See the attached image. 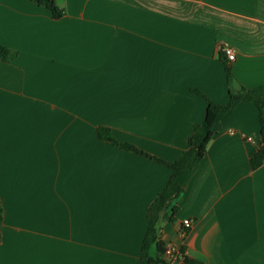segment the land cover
I'll return each mask as SVG.
<instances>
[{"label":"crops","instance_id":"obj_1","mask_svg":"<svg viewBox=\"0 0 264 264\" xmlns=\"http://www.w3.org/2000/svg\"><path fill=\"white\" fill-rule=\"evenodd\" d=\"M57 2L61 19L31 0H0V44L17 54L0 61V264H138L148 207L171 170L97 128L179 159L206 117L194 91L225 105L230 90L264 86V0ZM257 108L237 100L179 177L166 245L207 264H264V165H250Z\"/></svg>","mask_w":264,"mask_h":264},{"label":"trees","instance_id":"obj_2","mask_svg":"<svg viewBox=\"0 0 264 264\" xmlns=\"http://www.w3.org/2000/svg\"><path fill=\"white\" fill-rule=\"evenodd\" d=\"M38 5L45 7L51 13L53 18L61 19L65 15V11L60 8L57 0H31ZM16 53L7 46L0 44V61L13 62L16 58ZM220 61L224 63L228 84L231 85L235 79L231 67L226 62L223 55L220 56ZM196 94L207 99L208 105L206 109L205 121L202 124L193 127L192 136L189 138L188 148L182 152L179 159L173 162H167L159 157L152 156L144 150L139 149L132 144H124L118 141L111 130L106 127H98L97 134L99 139L108 141L125 151L134 152L145 158L154 160L165 165L171 170V175L166 187L158 194L150 203L147 210L148 229L145 238H143L141 246V258L138 264H207L201 260H197L187 256L185 247L182 246L179 250L181 256L175 258L166 257V244L163 241L161 223L166 213L170 211V219L176 215L179 208L176 204L180 195L184 193L183 188L179 183V177L185 173L192 172L195 165L200 161L208 148L211 138L214 136V128L230 111L234 103L238 101L255 103L259 111V120L261 124L260 138L261 145L250 157V165L253 170L259 169L264 165V86H257L251 89L242 88L240 92L230 90V101L228 104H216L204 96L199 91H194ZM4 207L0 199V225L4 221ZM153 251L156 253L154 254Z\"/></svg>","mask_w":264,"mask_h":264},{"label":"built area","instance_id":"obj_3","mask_svg":"<svg viewBox=\"0 0 264 264\" xmlns=\"http://www.w3.org/2000/svg\"><path fill=\"white\" fill-rule=\"evenodd\" d=\"M222 51L227 55L228 60L230 62L235 61L236 60V52L234 51L233 48L226 46L222 48ZM191 226V222L189 220H184L183 221V227L181 228V233L182 235H185V233L187 232V229L190 228ZM179 248L175 247L172 244H168L166 245V257L167 258H175L176 256H181V254L179 253ZM186 254V253H185ZM187 255V254H186Z\"/></svg>","mask_w":264,"mask_h":264}]
</instances>
